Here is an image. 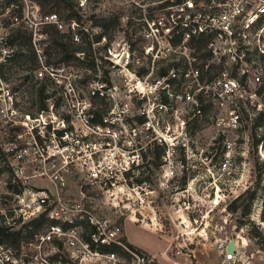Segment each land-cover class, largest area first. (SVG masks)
I'll return each instance as SVG.
<instances>
[{
	"label": "rangeland",
	"instance_id": "1",
	"mask_svg": "<svg viewBox=\"0 0 264 264\" xmlns=\"http://www.w3.org/2000/svg\"><path fill=\"white\" fill-rule=\"evenodd\" d=\"M33 1L21 0V17H24L21 27L28 32H33L35 27L32 23L37 22V17H33ZM70 1L81 19V29L72 23H62L60 31L68 33L71 30L77 36L74 41L82 48L90 42L87 54L89 65H94V69L83 70L72 66L54 69L55 62L49 56L51 53L44 52L43 37H31V48L27 38H21L14 50H21L22 55L15 64L0 73V145L13 140L19 132L23 134L20 142H33V128L42 140L38 146H50L51 149L59 146L58 167L63 171L66 169L64 163H70L66 172L68 189L63 193H77L81 188L86 194L101 196L106 185L109 191L105 196L110 204L111 201L119 204L108 211L109 215L114 219H124L127 240L156 256L161 264H171L165 261L163 255L169 257L170 262L180 264H264V120L262 127L256 126L258 129L255 133L252 125L249 127L248 123H243L242 143L248 137L247 153L236 158V166L230 176H222L217 169L221 143L217 142L218 135L207 118L186 125L191 150L189 161L179 147L171 156L174 161L173 174H170L163 159L162 166L157 169L143 158L141 161L137 156L139 152L143 156L149 146L150 150L157 147L162 154L165 143L160 145L156 139L147 138L139 131L135 121H130L139 115L141 106L137 89L149 96L148 88L139 84V80L145 79L151 83L159 76V71L167 70L169 65L167 60L162 59L153 62L141 50L139 32L143 19L149 13L148 10L143 11L141 5L149 0ZM8 9L13 11L16 7L5 8L0 0L2 27L9 24ZM100 18L110 25L101 43L93 44V36L100 32L95 27ZM38 27L40 31L43 29L42 26ZM126 44L134 49L128 60ZM102 47H106V50L103 51ZM99 55L115 67L100 61ZM260 65L264 79V60L260 61ZM106 71L110 87L102 89L105 103L94 102L91 92L104 86ZM65 87L74 90L67 98L62 94ZM51 91L62 99L56 112L29 120L26 126L21 125L20 122L25 120L22 114L34 113L40 106V92L45 96ZM263 95L261 99L264 101ZM90 102L98 108L110 109V133L94 131L85 126L82 110L88 108ZM67 116L72 118V132L60 140L55 139L53 130L67 127L60 119ZM175 122L173 117H162L161 131L165 132L167 124L174 127ZM45 124L51 126L48 133L41 132ZM130 126L138 129L134 132ZM172 135V130L162 134L166 142ZM260 137L262 140L255 144V138ZM63 142L67 145L63 146ZM261 143L262 150L258 149ZM242 146L245 150V144ZM90 153L91 159L100 166L99 177L93 184L88 183L86 174L91 164L88 161L87 166L83 164ZM77 157L80 159L77 160ZM132 161H135V168L128 171L127 176L122 175L125 169L130 168ZM36 164L37 160L29 157V172L36 170ZM251 194H254L253 199ZM134 214L137 221L132 224L129 219L134 221ZM230 240L237 244V251L232 260L224 262L216 244ZM176 244L185 245L179 258L173 257Z\"/></svg>",
	"mask_w": 264,
	"mask_h": 264
},
{
	"label": "built area",
	"instance_id": "2",
	"mask_svg": "<svg viewBox=\"0 0 264 264\" xmlns=\"http://www.w3.org/2000/svg\"><path fill=\"white\" fill-rule=\"evenodd\" d=\"M32 3L33 17H37V22L32 23L36 32L30 31L32 38L43 37L37 26L62 29L56 14H40L38 5ZM141 8L149 12L139 32L141 50L153 62L162 59L169 65L166 74L151 83L139 80L149 90L147 96L137 89L141 102L138 116L144 118L138 125L139 131L160 145L165 143L162 159L173 174L171 156L179 147L189 161L186 125L207 118L221 143L217 169L222 176H230L236 158L247 153L248 137L242 143L243 123L250 127L258 117L264 120V101L259 93L263 82L260 61L264 60V0H149ZM9 14V24L0 26V64L12 58L14 48L7 43V37L24 21V17ZM127 46L128 60L134 49L131 52L130 45ZM93 91L104 97L102 89ZM71 93V87L62 90L65 98ZM89 107L90 103L82 110L85 126L110 133L108 117L106 127L90 124L85 114ZM49 110L53 113L52 104ZM44 115L22 114L25 120L20 124L26 126L29 120ZM162 117H173L175 126L167 124L162 132ZM61 121L67 127L52 132L58 140L73 130L72 120L69 124ZM129 128L134 132L138 129ZM50 130V124H45L41 132ZM170 130L173 135L166 142L162 134ZM31 131L33 142H20L23 134L19 132L13 140L0 145V264H161L156 256L129 243L124 219L109 215L108 211L119 204H110L105 196L109 191L106 185L101 196L86 194L81 188L77 193H63L68 189L66 172L70 163L66 161V169L61 171L56 163L59 146L55 150L38 146L42 142L40 135L33 128ZM258 149L262 150V143ZM31 156L37 164L36 170L29 172ZM86 161L91 164L86 169L87 181L93 184L99 177L100 166L91 159V153L83 160L87 166ZM132 216L135 220L129 221L134 224L137 219L135 214ZM228 242L216 244L224 262L232 260L237 251L234 241V254H228ZM184 249L185 245L176 244L173 257H181ZM162 257L171 264H180Z\"/></svg>",
	"mask_w": 264,
	"mask_h": 264
},
{
	"label": "trees",
	"instance_id": "3",
	"mask_svg": "<svg viewBox=\"0 0 264 264\" xmlns=\"http://www.w3.org/2000/svg\"><path fill=\"white\" fill-rule=\"evenodd\" d=\"M1 1L5 8H8L9 6H15L16 10L10 11L8 9L9 13L16 14L18 17H21V5H22L21 0H20V4H19V0L14 1L16 2V4H14L13 0H1ZM33 2L38 5L40 12L43 15L54 13L58 16L61 23H68V24L74 23L75 25L78 26L79 29H81V19L78 16L77 12H75V6L73 5L72 1L34 0ZM109 25L110 23H106L104 18H100L98 20V24H95V27L99 28L100 32L93 36V44L101 43L102 38H104V33L108 29ZM42 28L43 29L40 31V33L43 35L44 38V42H43L45 44L44 52L46 53V51H49L51 53L49 56H52L55 62L54 69H59L60 67H68V66L81 68L83 70H89L90 68L94 69V65L91 66L89 65L88 54H87V48L89 49L91 45L90 42L87 43V46H85V48H82L79 46L78 43L74 41V39L77 37L73 35L71 30H69L68 33H61V31L58 30L54 25H44ZM25 37L27 38V44L31 48V37H32L31 32H28L23 27L18 26L12 29L11 33L8 35L7 43L14 48L15 44L19 43L20 39ZM106 47H102L101 49L105 51ZM130 51L131 52L133 51V47L131 45H130ZM21 55H22L21 50L15 49L12 58L9 61L0 64V73L6 67L9 66L11 67L13 64H15ZM99 60L105 64L107 63L109 66H112V64L107 59H104V56L102 55H99ZM165 74H166V70L162 69L159 71V76H163ZM105 75H106L105 77L106 83L103 84L104 86L101 89H106V87L108 88L110 87V83L107 78L108 75L107 71L105 72ZM92 93L93 94L91 96V100H94V102L96 100V101H100L101 103H105L104 97L99 95L98 91L95 92L93 91ZM259 93L260 94L264 93V79L259 89ZM40 96H41V103L37 111L34 113L25 112L23 114H27L30 117H34L35 115L38 114H46L50 111L49 110L50 104H52V112L55 113L57 110V106L62 104V99H59L56 96V92L54 91L47 93V95L45 96H42V92H40ZM109 113H110L109 108L101 109L90 102V107L85 114L88 116V120L92 126L106 127L109 125L108 121L105 122ZM60 119L63 120L65 123L69 124L71 117L67 116V117H62ZM130 121L131 122L135 121V123L139 125L144 121V118L140 116H134L131 118ZM262 124H263V119L261 117H258L255 120L254 124L252 125V131L255 133L257 128L256 126L258 125L259 128L263 126ZM261 140L262 137H260V139L255 138L254 143L257 144ZM218 141L220 140L217 139V142ZM164 151H165V147H163V153L160 154L157 151V147L150 150V147L147 146L145 150L146 153L143 156H142V152H139V158L141 159V161L142 158L148 161L150 165H152L155 169H157L160 166H162V157ZM133 168H135L134 165H132V168L130 170H132ZM127 174L128 172L125 173L126 176ZM139 182L141 181H138V183ZM251 195H252L251 199H253L254 194Z\"/></svg>",
	"mask_w": 264,
	"mask_h": 264
},
{
	"label": "water",
	"instance_id": "4",
	"mask_svg": "<svg viewBox=\"0 0 264 264\" xmlns=\"http://www.w3.org/2000/svg\"><path fill=\"white\" fill-rule=\"evenodd\" d=\"M226 252L228 254H234V240H230L227 244V247H226Z\"/></svg>",
	"mask_w": 264,
	"mask_h": 264
},
{
	"label": "crops",
	"instance_id": "5",
	"mask_svg": "<svg viewBox=\"0 0 264 264\" xmlns=\"http://www.w3.org/2000/svg\"><path fill=\"white\" fill-rule=\"evenodd\" d=\"M130 243V242H129ZM132 244V243H131ZM132 245H134V244H132ZM135 246V245H134ZM143 250V249H142Z\"/></svg>",
	"mask_w": 264,
	"mask_h": 264
},
{
	"label": "bare ground",
	"instance_id": "6",
	"mask_svg": "<svg viewBox=\"0 0 264 264\" xmlns=\"http://www.w3.org/2000/svg\"><path fill=\"white\" fill-rule=\"evenodd\" d=\"M237 245V244H236Z\"/></svg>",
	"mask_w": 264,
	"mask_h": 264
}]
</instances>
